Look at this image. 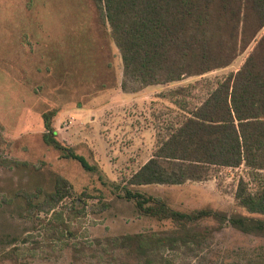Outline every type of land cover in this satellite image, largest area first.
I'll return each instance as SVG.
<instances>
[{
	"label": "rangeland",
	"instance_id": "rangeland-1",
	"mask_svg": "<svg viewBox=\"0 0 264 264\" xmlns=\"http://www.w3.org/2000/svg\"><path fill=\"white\" fill-rule=\"evenodd\" d=\"M96 17L91 0H0V156L10 161L0 167V264H127L119 250L105 243L106 237L174 228L170 221L139 216L132 202L120 198V190L151 157L161 128L178 121L181 111L173 102L179 99L175 91L182 88L196 94L190 86L203 78L122 92L118 50L108 39L99 47L102 35ZM252 23L250 17L245 41ZM225 33L214 32L213 37ZM263 33L264 27L227 67L204 77L234 73ZM69 38L78 44L68 47ZM72 49L86 51L89 63L83 65L77 56L69 60ZM48 112L53 114L50 123L56 139L95 166L96 173L61 158L44 144L43 114ZM258 172L255 176L241 165L219 169L202 182L137 189L177 211L210 209L228 217L246 214L234 199L236 184L241 177L258 189L264 185V172ZM54 175L72 187L63 204L88 195L84 213L68 222L71 234L63 233L60 239L53 236L49 215L29 218L13 199L19 190L50 191ZM97 197L106 203L104 211ZM201 226L209 235L200 244H173L172 249L156 250L155 258L148 254L147 262L264 264V234L219 226L212 218ZM142 260L138 264H148Z\"/></svg>",
	"mask_w": 264,
	"mask_h": 264
},
{
	"label": "trees",
	"instance_id": "trees-1",
	"mask_svg": "<svg viewBox=\"0 0 264 264\" xmlns=\"http://www.w3.org/2000/svg\"><path fill=\"white\" fill-rule=\"evenodd\" d=\"M91 1L100 26L99 37L102 35L99 47L107 44L108 39L118 50L122 92L133 94L149 86L168 85L190 77L203 78L190 86L196 88V94L182 88L175 91L179 99L173 102L181 111L178 121L161 128L151 157L120 190V198L132 202L139 216L170 221L174 228L106 237L105 243L119 250L127 264H138L142 259L150 264L147 256L152 254L155 258L156 250L172 249L173 244H200L209 235L208 228L201 223L210 218L217 220L219 226L227 224L242 233L264 234V185L252 189L240 177L234 199L246 214L228 217L210 209L177 211L137 189L202 182L219 169H235L241 165L256 172L255 176L258 171L264 172V33L234 73L214 79L204 77L227 67L254 41L264 27V0ZM250 17L253 23L245 41ZM214 32L226 33L215 38ZM78 42L72 38L67 40L70 48ZM72 52L74 55H67L69 60L77 56L83 65L89 63L86 51L72 49ZM52 115L51 112L43 114L44 144L57 151L61 158L76 161L83 170L96 173L95 166L56 139L50 123ZM9 162L0 156V167L8 166ZM71 192L69 182L54 175L50 191L41 187L30 192L19 190L13 199L29 218L49 215L47 222L53 236L60 239L63 233L71 234L68 222L72 216L84 213L87 205L88 195L84 193L63 204ZM96 199L100 202V211H104L106 203H102L101 197Z\"/></svg>",
	"mask_w": 264,
	"mask_h": 264
}]
</instances>
